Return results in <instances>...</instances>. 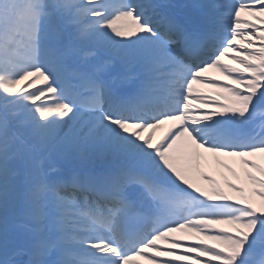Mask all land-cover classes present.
I'll return each instance as SVG.
<instances>
[{
    "label": "snow or ice",
    "instance_id": "1",
    "mask_svg": "<svg viewBox=\"0 0 264 264\" xmlns=\"http://www.w3.org/2000/svg\"><path fill=\"white\" fill-rule=\"evenodd\" d=\"M0 264H264V0H0Z\"/></svg>",
    "mask_w": 264,
    "mask_h": 264
},
{
    "label": "bare ground",
    "instance_id": "2",
    "mask_svg": "<svg viewBox=\"0 0 264 264\" xmlns=\"http://www.w3.org/2000/svg\"><path fill=\"white\" fill-rule=\"evenodd\" d=\"M174 2L179 3V0H174ZM210 75H214V76H216V78H217L218 80L224 81V77L220 76L218 73H214V72H213V73H210ZM202 90L205 91V92H211V91H212V90L209 89V88H203ZM162 131H163V130H158V131H157V133H156L157 138H159V137L162 135ZM217 179H220V177L218 176ZM187 239H188L189 242H194V238L191 237V236H188ZM207 242H208V243H211V241H207Z\"/></svg>",
    "mask_w": 264,
    "mask_h": 264
}]
</instances>
